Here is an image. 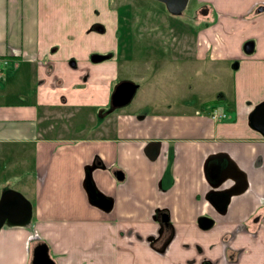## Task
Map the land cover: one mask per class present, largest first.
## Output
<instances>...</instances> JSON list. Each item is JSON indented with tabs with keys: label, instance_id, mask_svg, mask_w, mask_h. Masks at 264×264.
I'll return each instance as SVG.
<instances>
[{
	"label": "crops",
	"instance_id": "crops-1",
	"mask_svg": "<svg viewBox=\"0 0 264 264\" xmlns=\"http://www.w3.org/2000/svg\"><path fill=\"white\" fill-rule=\"evenodd\" d=\"M197 1L207 2L202 10L207 25L197 33L194 57L237 59L233 102L203 104L202 109L143 103L136 114L115 116L110 126L106 119L102 131L91 136L70 132L66 128L72 123H62L59 116L70 106L78 112L81 105L105 104L109 97L121 56L119 29L115 34L119 16L111 0H0V56L9 59L0 80V171L5 173L0 192L11 187L5 180L15 165L23 168L19 181L23 175L32 179L18 186L32 203L31 221L0 228V264H30L38 241L47 244L55 264H184L195 254L193 244L219 248L222 234L237 221L264 212L260 201L243 196L228 212L232 219L225 227L205 233L196 222L215 213L204 198L203 164L207 159L210 174L216 154L233 160L253 192L264 196V137L249 124V114L264 100V0H246L239 8L243 21L226 16L219 7L222 0ZM95 23L104 30H93ZM247 40H253L250 53L242 49ZM93 53L111 56L88 61ZM70 68L87 83L73 81L93 91L87 96L82 91L84 102L71 97L72 83L62 76ZM36 72L40 82L33 98H26L18 88L26 74L36 77ZM49 84L54 95L45 97ZM212 106L225 111L227 119L213 120ZM88 113L85 119L95 121ZM150 142L159 144L148 146ZM87 178L100 201L90 198ZM164 217L173 226L174 239L162 254L147 237L165 230L160 225ZM263 225L246 224L228 241L232 248L248 245L239 264H257L256 251L264 248ZM251 231L258 232L255 239ZM226 249L214 251L211 259L222 258Z\"/></svg>",
	"mask_w": 264,
	"mask_h": 264
},
{
	"label": "rangeland",
	"instance_id": "rangeland-1",
	"mask_svg": "<svg viewBox=\"0 0 264 264\" xmlns=\"http://www.w3.org/2000/svg\"><path fill=\"white\" fill-rule=\"evenodd\" d=\"M245 1L222 0L219 7L226 16H231L236 21H243L239 16L240 11L244 10L239 8ZM111 2L119 16V25H115V34L116 30L119 29L118 53L121 56L117 59L119 63L117 71L119 72L109 87V97L114 86L120 80H130L138 86L128 103L115 107L105 114L103 112L109 107V97L105 104L81 105V110L78 112L74 110L78 108L76 106H70L63 110L64 112L59 116L60 121L72 123L71 126H67V130L70 132L81 130L83 134L92 136L102 131L106 119L110 126L114 122L115 116L126 115L131 112L136 114L143 103L164 105V107L167 104L172 108H176L178 105L199 106L202 109L203 104L233 102L234 70L232 66L237 59L203 58L201 60L194 57L197 33L203 29V24L207 23L206 15L202 12V10H206L203 4H207V2L199 3L197 0H188L185 9L177 15L170 14L165 5L157 0H111ZM122 5L125 6L122 7ZM86 12L88 14V10ZM246 16V19L251 18V16ZM81 18L82 15H79L77 20ZM254 24H257V21ZM240 28L241 25L236 26L234 34L240 33ZM135 29H137V35L132 36V33L135 35ZM247 29L243 28L242 31ZM77 31L78 27L75 28V33ZM87 59L90 61V56ZM62 76L66 78L68 83H72L71 88L68 89L71 90L73 94L71 97H75L76 101L84 102L81 95L82 91L84 96L93 92L87 89V85L84 87L81 84L78 85L76 80L73 81V77H76L79 82L87 83V80H80L75 69L70 68ZM39 79L37 72L36 77L33 74L30 76L26 74L23 86L18 90L22 94L25 93L26 98H33L34 86L40 82ZM46 87L48 90H43L44 96L47 97L49 93L53 96L50 84ZM72 89H76V92L73 93ZM67 92L68 90L61 91L64 94ZM104 93L102 91L101 96ZM224 95L226 98L223 101L220 96ZM102 109H104L103 112L99 114V110ZM87 111H89L88 115L94 117L95 121L89 120L88 122L85 119ZM74 122H78L76 128H74ZM61 130L63 128H60L59 131ZM75 134L77 133L75 132ZM4 163L6 164L7 161L4 160ZM1 166L2 162L0 161V168ZM22 169L19 170L15 165L11 172L10 170L7 172V180H5V183L19 192L21 191L18 186L28 182L32 183V179L29 180L24 175L22 181L18 180L23 172ZM4 174L1 169L0 178Z\"/></svg>",
	"mask_w": 264,
	"mask_h": 264
},
{
	"label": "water",
	"instance_id": "water-1",
	"mask_svg": "<svg viewBox=\"0 0 264 264\" xmlns=\"http://www.w3.org/2000/svg\"><path fill=\"white\" fill-rule=\"evenodd\" d=\"M162 2L165 5L166 10L173 15L181 13L186 5L188 0H157ZM93 30L103 31V25L95 23L92 26ZM242 49L245 53H250L253 51V40H247L243 43ZM110 57V53L106 54H97L93 53L90 56L91 61L97 62ZM138 85L130 80H120L116 83L111 92L109 99V107L106 109L103 114L112 111L115 107L122 106L128 103L133 96L136 87ZM103 110V109H102ZM102 110H99L102 111ZM249 124L252 128L256 129L264 137V100L259 102L254 106L253 110L249 114ZM157 142H150L148 146L158 145ZM217 164H222L225 166L218 174V180L215 183L211 182V187L214 188L220 185L227 179H230L233 182V185L223 191L227 192L228 195L240 193L246 186L244 172L241 171L235 162L231 160L226 154H216ZM207 159L204 161L203 168L204 174L206 173V164ZM94 165L90 166L93 168ZM116 178L121 180L122 174L117 171ZM90 179V177H89ZM89 179L85 182L87 183L89 194H97L94 192L93 187L89 183ZM215 191V192H223ZM212 192V190L210 191ZM32 218V203L27 199L21 192L12 188H5L0 193V228L4 225L7 226H25L27 225ZM198 224L202 228H206L210 225V221L201 217L198 219ZM30 264H55L54 260L50 257L48 252V246L42 241H38L31 248V258Z\"/></svg>",
	"mask_w": 264,
	"mask_h": 264
},
{
	"label": "flooded vegetation",
	"instance_id": "flooded-vegetation-1",
	"mask_svg": "<svg viewBox=\"0 0 264 264\" xmlns=\"http://www.w3.org/2000/svg\"><path fill=\"white\" fill-rule=\"evenodd\" d=\"M127 5V4H126ZM125 5H122L124 7ZM139 23V22H138ZM138 27V25H137ZM156 27V26H155ZM153 27V28H155ZM135 35H137V29H135ZM222 164H216L209 174L207 170V164H206V173L205 178L208 183V188L205 191L204 198L205 200L210 204L213 205L215 209V213L213 215H201L196 219L198 228L201 231H205V233H209L215 228L225 227L227 224L231 223V217H228L227 214L230 212V209L234 207L237 203H235V200L247 196L251 198V200L255 199L257 201H260V204L264 207V196H259L256 193L253 192L252 188L248 184V180L245 176L246 186L245 188L238 194H232L228 195L227 192L223 191L225 189L230 188L233 185V182L230 179L225 180L220 185L212 188L211 182L215 183L218 180V174L219 172L224 168ZM204 171V169H203ZM245 175V173H244ZM212 190V192H210ZM215 191H223V192H215ZM90 198L95 201H100L101 195L97 194H89ZM249 202H245V204H248ZM201 217H205L210 221V225L206 228H202L198 224V219ZM264 223V212L262 210H256L253 211L249 217H247L243 222L237 221L236 225L230 230L225 231L221 237V247H217L215 243H210L207 246V249H202L200 245L193 244V251L194 256H189L184 260V264H239V259L242 253H245L248 251V245L246 246H240L237 248L229 247L228 241L234 240L238 234V231H241L242 229L246 228V224H260ZM161 226L165 227V230L163 231L160 229L159 232H157V235H150L147 237L149 245L158 253H165L167 250V247L170 245L171 241L174 239V229L172 224L169 222L167 217L162 218V222H160ZM264 227V225H263ZM258 232L251 231L249 234L253 239L256 238ZM161 244L160 247L156 244ZM187 246V244H186ZM264 246V243H263ZM227 248V249H226ZM220 251L222 252V249H226L225 256L222 258L220 255H217L214 259H211V253L214 251ZM256 255L259 257V260L257 264H264V248H258L256 251Z\"/></svg>",
	"mask_w": 264,
	"mask_h": 264
},
{
	"label": "built area",
	"instance_id": "built-area-1",
	"mask_svg": "<svg viewBox=\"0 0 264 264\" xmlns=\"http://www.w3.org/2000/svg\"><path fill=\"white\" fill-rule=\"evenodd\" d=\"M7 63H8V59L0 56V80L2 79V70L5 68ZM211 117L213 119H223L226 117V114L219 109L213 108L211 110Z\"/></svg>",
	"mask_w": 264,
	"mask_h": 264
},
{
	"label": "trees",
	"instance_id": "trees-1",
	"mask_svg": "<svg viewBox=\"0 0 264 264\" xmlns=\"http://www.w3.org/2000/svg\"><path fill=\"white\" fill-rule=\"evenodd\" d=\"M203 25H204V26H206V25H207V23L205 22Z\"/></svg>",
	"mask_w": 264,
	"mask_h": 264
}]
</instances>
